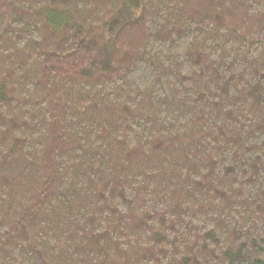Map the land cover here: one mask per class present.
Instances as JSON below:
<instances>
[{
	"label": "trees",
	"instance_id": "16d2710c",
	"mask_svg": "<svg viewBox=\"0 0 264 264\" xmlns=\"http://www.w3.org/2000/svg\"><path fill=\"white\" fill-rule=\"evenodd\" d=\"M0 264H264V0H0Z\"/></svg>",
	"mask_w": 264,
	"mask_h": 264
}]
</instances>
